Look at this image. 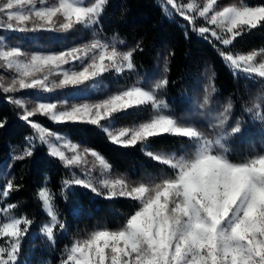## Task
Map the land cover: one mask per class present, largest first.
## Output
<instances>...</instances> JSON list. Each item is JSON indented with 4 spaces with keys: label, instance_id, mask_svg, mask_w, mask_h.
Listing matches in <instances>:
<instances>
[{
    "label": "snow or ice",
    "instance_id": "snow-or-ice-1",
    "mask_svg": "<svg viewBox=\"0 0 264 264\" xmlns=\"http://www.w3.org/2000/svg\"><path fill=\"white\" fill-rule=\"evenodd\" d=\"M108 2L0 0V30L90 33L89 39L58 50L31 51L9 43V37L0 34V69L13 73L10 77L0 74V92L9 94V102L22 110L19 118L33 130L13 160L30 158L38 145L46 146L49 156L70 173L61 181L62 194L80 186L105 199L135 202L133 211L116 227L96 228L66 245L59 264H264V140L245 154H233L232 142L245 134V121L243 115L234 116L232 98L222 105L213 100L216 89L211 84L197 106L203 119L195 118L191 107L183 113L170 107L160 95L170 83L167 75L140 77L137 73L134 57L143 51L141 43L128 47L123 39H117L118 34L103 35L101 18ZM165 4L166 16L178 14L193 33L210 36L224 46L219 55L234 76L258 78L264 84V45L245 53L231 47L243 35L264 29V3L250 5L237 0L220 6L219 0H165ZM201 19L204 23L198 24ZM168 56L163 57L164 73L169 71ZM113 73H137V78L115 92L108 89L92 98L93 92H100L98 82ZM69 88L88 95L75 102L39 97L40 93ZM22 90H36L33 107L12 95ZM257 100L243 112L264 125V93ZM214 103L218 106L213 107ZM144 109H148L145 119L117 127L119 114ZM38 115L61 125L97 126L116 145L140 146L165 170L140 180L112 178L114 166L102 152L73 143L33 119ZM5 124L6 120L0 121V127ZM163 135L182 143L163 153L154 151L152 139ZM47 184L45 177L36 192L47 218L39 232L54 247L57 233L65 234L68 225L61 219L56 196ZM20 187L15 177L5 178L0 201ZM18 207V203L0 206V264H27L23 245L35 220L17 214ZM72 212L78 215L80 208Z\"/></svg>",
    "mask_w": 264,
    "mask_h": 264
},
{
    "label": "trees",
    "instance_id": "trees-1",
    "mask_svg": "<svg viewBox=\"0 0 264 264\" xmlns=\"http://www.w3.org/2000/svg\"><path fill=\"white\" fill-rule=\"evenodd\" d=\"M220 6H227L237 0H220ZM250 5L264 3V0H245ZM103 35L111 37L118 34L117 39H123L128 47L141 43L143 51L135 54L137 73L140 77L154 73L157 78L167 75L170 83L160 95L176 112L183 113L191 107L192 115L203 119L198 110V104L205 95V87L211 84L216 92L212 93L214 101L222 105L233 99L234 116L243 115L246 132L237 136L232 142L233 154H245L253 146L259 147L264 140V125L253 121L243 112L245 106L258 102L257 97L264 93V84L257 78L244 79L243 75L234 76L225 61L219 55L218 45L198 36L190 30L186 21L178 17L166 16L160 0H109L106 11L101 18ZM187 33V36H186ZM0 34L9 37L10 43H19L25 50L59 49L73 43L90 38V33L83 30L69 33L35 32L12 33L0 30ZM264 45V29L253 30L238 38L231 46L234 52L245 53ZM174 55L168 56L169 52ZM168 56L169 71L163 72V57ZM137 73L124 75L109 74L98 83L105 92L111 89L115 92L125 84L132 83ZM0 92V121L6 124L0 127V189L4 179L15 177V183L21 187L11 194L3 203H18L17 214H27L34 218L35 223L29 236L24 241V257L27 264H59V258L74 239L87 236L92 230L108 225L116 227L130 214L135 202L127 198L105 199L93 194L80 186H73L62 194L61 181L69 177L68 171L57 158L49 156L47 148L38 145L34 155L22 161L13 160L19 154L25 138L33 130L25 121L19 118L20 109L9 102L7 96ZM190 101V104H189ZM218 104L214 103L213 107ZM144 112V113H143ZM129 110L117 117L118 125H132L143 120L148 109ZM36 121L49 129L67 135L72 141L82 146L93 147L102 152L113 164L116 176H125L140 180L146 176L157 175L165 170L162 165L148 158L140 146L122 147L112 143L106 134L97 126L84 123H66L54 125L46 117L36 116ZM154 151L174 149L182 143L179 138L163 135L151 141ZM45 177L47 186L54 191L56 204L61 213V219L68 225L65 234L57 233L54 247L39 232L46 216L41 205L36 200L38 188L43 186ZM67 195V199H65ZM80 208V213L74 215L72 209Z\"/></svg>",
    "mask_w": 264,
    "mask_h": 264
},
{
    "label": "rangeland",
    "instance_id": "rangeland-1",
    "mask_svg": "<svg viewBox=\"0 0 264 264\" xmlns=\"http://www.w3.org/2000/svg\"><path fill=\"white\" fill-rule=\"evenodd\" d=\"M220 1V0H219ZM160 2H161V5L163 6V8H165V6H166V4H165V0H160ZM184 2H190V0H184ZM198 2L199 3H203V0H198ZM220 3V2H219ZM168 8H169V11L171 12V9H170V6H167ZM169 17V16H168ZM171 17H178V18H180V19H183L182 17H180L178 14H176V13H174V12H171ZM184 20V19H183ZM202 23H204L203 22V20L201 19V20H199L198 21V24H202ZM188 24V23H187ZM5 36V35H4ZM199 36V35H198ZM201 37V36H200ZM204 38V37H203ZM205 39H208V40H210V41H213V42H215L217 45H218V47H219V49L221 50L224 46L223 45H220L219 44V42H217V41H215L214 40V38H211L210 36H209V38H205ZM9 42V41H8ZM10 43V42H9ZM226 63V62H225ZM227 64V63H226ZM227 66L229 67V68H231V66L230 65H228L227 64ZM0 74H3V75H5L6 77H10L11 75H13V73H11V72H9V73H4V71L2 70V69H0ZM241 75H243V74H241ZM99 84V83H98ZM90 87V86H89ZM99 87H100V84H99ZM104 90H102V88L100 87V92L99 93H97V92H93V97L92 98H95L96 96H98V95H102V94H104ZM12 95H15L17 98H24L25 99V101L28 103V106L29 107H33L34 106V100L37 98V93H36V90H22V91H20V92H18V93H15V94H12ZM86 95H88V93L86 92V91H84V90H81V89H72V88H69V89H64V90H58V91H56V92H54V93H51V94H49V93H40L39 94V97L40 98H43V99H52V100H57V99H59V100H63V99H68L69 101H71V102H75V101H77V100H80V99H82L84 96H86ZM20 109V108H19ZM144 110H146V109H144ZM144 110H141L142 112L144 111ZM20 112H22V110L20 109ZM144 113V112H143ZM43 117V116H42ZM35 118V117H34ZM33 118V119H34ZM49 122H51L52 124H54V125H58L57 123H55V122H52V121H50V120H48ZM121 126H131V125H118L117 124V127H121ZM52 130V129H51ZM53 131H55V130H53ZM55 132H57V131H55ZM57 133H60V132H57ZM65 135V134H64ZM65 136H67V135H65ZM68 137V136H67ZM69 138V137H68ZM70 139V138H69ZM71 140V139H70ZM72 141V140H71ZM73 143H76V142H74V141H72ZM43 146V145H42ZM82 146V145H81ZM44 147H46V146H44ZM83 147V146H82ZM47 148V147H46ZM67 154H71L70 153V151L67 153ZM89 159V161H91L92 160V158L91 157H89L88 158ZM68 171V170H67ZM74 171H77L78 172V174H79V170H76V169H74ZM99 172H100V169L97 167V169H96V173L97 174H99ZM68 175H69V177H70V173L68 172ZM117 174H115V172H113L112 171V178H116L117 176H116ZM41 264H43V263H41Z\"/></svg>",
    "mask_w": 264,
    "mask_h": 264
}]
</instances>
